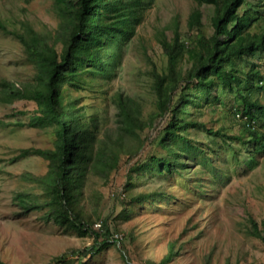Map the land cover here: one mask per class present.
Wrapping results in <instances>:
<instances>
[{"label": "rangeland", "instance_id": "374dc122", "mask_svg": "<svg viewBox=\"0 0 264 264\" xmlns=\"http://www.w3.org/2000/svg\"><path fill=\"white\" fill-rule=\"evenodd\" d=\"M48 8L46 0H0V23L10 30H20L25 22L37 31H46L56 22ZM195 10L201 14V24L189 28V16ZM212 12V6L201 5L198 0H153L123 47L116 73L109 79L96 78L94 86L83 92H71L77 108H84L81 114L86 123L93 117L99 119L95 150L114 152L117 160L106 178L88 172L85 179L81 219L98 232L108 226L111 236L109 245L87 259L77 252L95 244L91 235L47 219L45 209L20 208L17 200L21 194L37 201L45 198L42 189L24 175L44 176L48 161L18 155L24 149L52 150L54 138L51 131L20 125L36 113V105L26 100L10 102L0 88V264H264V244L249 234L250 218L258 225L264 221V154L257 157L254 166L243 145L234 143L248 167L231 165L227 167L228 177L222 173L218 180H210L214 176L200 172L203 167L187 156L186 168L168 175V181L159 175L133 173L135 166L147 162L150 156H166L156 141L169 118L167 113H160L151 76L153 69L160 75L167 74L159 35L171 39L177 31L180 41L190 49L198 38L212 35ZM190 67L185 55L177 71L184 74ZM0 82L16 90H30L33 85V90L38 88L34 65L21 46L2 31ZM204 92L196 81L181 90L182 94H192L195 103ZM120 98L133 101L135 116L144 124L135 137L120 132ZM232 105L229 101L213 109L203 104L195 118L208 128L238 136L244 120L231 119ZM192 139L202 145L208 141L204 135H193ZM221 148L224 159L226 151ZM224 167L219 164V168ZM159 191L162 200L128 206L132 197ZM123 210L128 217L122 216ZM171 245L173 254L166 260Z\"/></svg>", "mask_w": 264, "mask_h": 264}, {"label": "trees", "instance_id": "16d2710c", "mask_svg": "<svg viewBox=\"0 0 264 264\" xmlns=\"http://www.w3.org/2000/svg\"><path fill=\"white\" fill-rule=\"evenodd\" d=\"M46 1L48 13L56 20L51 29L37 31L24 22L20 30H10L0 23V31L11 36L34 65L38 84L36 90L35 85L30 90H16L13 85L0 82V88L10 102L26 100L36 105V113L20 125L51 131L54 138L52 150L24 149L18 155V158L34 155L48 161L44 176L24 175L42 189L45 198L37 201L21 194L17 201L24 211L45 209L47 219L91 235L95 244L77 252L80 258L87 259L109 245L111 236L108 226L98 232L81 219L85 179L88 172L106 178L117 160L114 152L95 150L99 119L93 117L86 123L81 114L84 108H77L71 92H83L94 86L96 78L109 79L116 73L121 66L123 47L132 39L153 0ZM198 2L213 7L211 36L198 38L187 49L177 31L171 39L159 35L158 43L167 58V74L160 75L153 69L151 76L160 113L163 116L167 113L169 118L156 141L167 157L150 156L147 162L135 166V175L142 172L165 180L186 168L187 156L189 161L196 160L203 167L200 172L214 176L210 180H218L222 173L228 177L226 171L231 165L248 167L244 158H239L234 143L243 145L254 166L257 157L264 154V0ZM200 24L201 14L195 10L189 16L188 26ZM185 55L191 67L183 74L177 70ZM195 81L205 91L197 103L192 94L181 93ZM229 101L233 103L231 119L244 120L240 135L228 136L222 129L208 128L195 118L203 104L214 109L226 106ZM118 109L120 132L135 137L144 124L135 116L133 101L120 98ZM193 135H204L208 141L204 145L194 142ZM222 146L226 151L224 159ZM221 163L224 168H219ZM198 182L201 183L200 178ZM167 196L173 198L169 192ZM156 199H163L160 191L139 194L130 199L128 206L137 207ZM122 216L128 217L127 211L123 210ZM249 234L264 244V221L258 225L250 218ZM173 249L171 245L166 260L171 258Z\"/></svg>", "mask_w": 264, "mask_h": 264}]
</instances>
